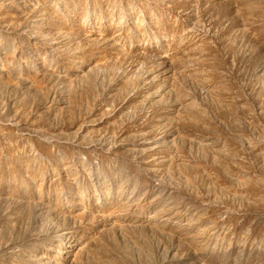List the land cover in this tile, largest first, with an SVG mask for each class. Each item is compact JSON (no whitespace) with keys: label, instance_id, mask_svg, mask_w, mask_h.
Returning <instances> with one entry per match:
<instances>
[{"label":"rangeland","instance_id":"1","mask_svg":"<svg viewBox=\"0 0 264 264\" xmlns=\"http://www.w3.org/2000/svg\"><path fill=\"white\" fill-rule=\"evenodd\" d=\"M0 264H264V0H0Z\"/></svg>","mask_w":264,"mask_h":264}]
</instances>
